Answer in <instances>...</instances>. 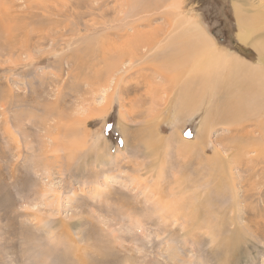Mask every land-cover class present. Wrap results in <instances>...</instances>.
<instances>
[{
    "label": "rangeland",
    "instance_id": "obj_1",
    "mask_svg": "<svg viewBox=\"0 0 264 264\" xmlns=\"http://www.w3.org/2000/svg\"><path fill=\"white\" fill-rule=\"evenodd\" d=\"M77 1L0 2V264H264V164L245 156L248 138L202 125L217 97L177 86L167 98L158 80L152 99L150 76L101 54L130 0ZM260 1L176 0L217 50L252 64L239 16Z\"/></svg>",
    "mask_w": 264,
    "mask_h": 264
},
{
    "label": "bare ground",
    "instance_id": "obj_2",
    "mask_svg": "<svg viewBox=\"0 0 264 264\" xmlns=\"http://www.w3.org/2000/svg\"><path fill=\"white\" fill-rule=\"evenodd\" d=\"M89 1L92 3V0ZM96 1L99 2V0ZM154 1L155 3L152 4ZM128 2L131 4L127 3L128 5L125 6L129 7V10L123 11L124 16L117 19L120 23V29L116 34L119 41L113 42L108 38L104 41L101 54L104 55L103 53L107 52L117 53L115 60L112 62L115 65L116 71H121L123 70V66H127L123 72L126 73L136 67L139 68L138 73L143 80H146L150 76L153 80L152 83L157 87L154 89L149 87V93H153L151 95L152 99L155 98L154 95L158 94V80L164 82L165 85L162 84L163 88L161 90L166 94L167 98L168 92L174 91L172 87L176 88L177 86L183 89V96L186 97L184 100L190 98L189 100L192 101L199 98L201 103L204 104L206 100L212 102L217 97L220 107L216 108V105L215 109L206 111V114L210 117L208 120H204L202 125L205 126L207 124L206 126H208V124H213L214 126L226 127L229 133L235 129L243 133L242 136L248 138L246 144L243 146L245 156L250 158L249 161H257L259 165L264 164V0L260 1L259 8L255 9L252 16H244L243 18L239 16L240 22L243 25L242 28L247 32H241L237 38L240 40V43L252 45L257 49L259 57L256 64L247 63L248 61L241 60L237 56L229 58L225 53L217 50L215 48L217 43L205 33L206 31L204 32L201 29L200 25L194 22L193 19L181 17L180 10L182 5L179 3L180 1L130 0ZM8 3H14V0H8ZM168 10L172 12L168 13ZM156 15L164 19L165 27L153 25L154 16ZM84 29L87 28L84 27ZM113 32L112 35L115 34V30ZM254 32H256V37L253 36ZM108 43L110 48H106ZM102 59L104 60L106 57ZM144 69H149L148 71H152L153 75L144 73ZM109 102L108 100L106 107L97 108V114L103 115L108 109ZM212 111L216 112V114ZM225 144L227 145V143ZM221 146L223 147L224 144ZM241 151L244 152L243 150ZM241 151L240 154L242 153ZM252 153H254V156L250 155ZM233 154L229 155L232 157L234 156ZM239 155L238 157H240ZM241 159L243 158L241 157Z\"/></svg>",
    "mask_w": 264,
    "mask_h": 264
},
{
    "label": "flooded vegetation",
    "instance_id": "obj_3",
    "mask_svg": "<svg viewBox=\"0 0 264 264\" xmlns=\"http://www.w3.org/2000/svg\"><path fill=\"white\" fill-rule=\"evenodd\" d=\"M211 2L216 7V10H217L218 7L222 6L223 7V10L225 11L226 6H225V3H224V0L223 1L222 0H211ZM227 18H228V21H230V19H229L228 16H227ZM220 27L222 28V31H221L222 34L220 36V39L221 40H226L227 37H228V35H229L228 22H227V19L226 18H223V20H221Z\"/></svg>",
    "mask_w": 264,
    "mask_h": 264
},
{
    "label": "snow or ice",
    "instance_id": "obj_4",
    "mask_svg": "<svg viewBox=\"0 0 264 264\" xmlns=\"http://www.w3.org/2000/svg\"><path fill=\"white\" fill-rule=\"evenodd\" d=\"M186 135L191 136V133H186Z\"/></svg>",
    "mask_w": 264,
    "mask_h": 264
}]
</instances>
